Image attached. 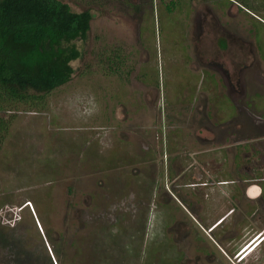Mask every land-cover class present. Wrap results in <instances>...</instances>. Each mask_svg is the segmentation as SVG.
Listing matches in <instances>:
<instances>
[{"label":"rangeland","instance_id":"374dc122","mask_svg":"<svg viewBox=\"0 0 264 264\" xmlns=\"http://www.w3.org/2000/svg\"><path fill=\"white\" fill-rule=\"evenodd\" d=\"M61 1L94 19L71 80L6 114L0 264H238L191 220L201 201L175 187L172 152L205 125L212 72V124L237 115L229 72L264 117V0Z\"/></svg>","mask_w":264,"mask_h":264},{"label":"crops","instance_id":"0c3cea01","mask_svg":"<svg viewBox=\"0 0 264 264\" xmlns=\"http://www.w3.org/2000/svg\"><path fill=\"white\" fill-rule=\"evenodd\" d=\"M222 74L224 86L231 92L225 98L234 106L237 115L227 116L228 110L223 117L217 114V126L212 124L211 106H217L222 99L215 92L219 82L212 72L211 83L201 90V97L208 99L205 106L207 120L194 135H190L193 138L190 142L174 140L173 165L178 167L170 177H173V183L179 181L175 187H181L191 207L200 199L201 205L197 210L188 208L191 220L217 243L224 255L229 258L236 256L244 246L251 244L246 249L251 251L250 254L240 263L244 264L264 250V240L252 249L257 241L264 238V117L248 98L252 87L242 90V93L247 91L238 97L231 73ZM255 94L264 95L256 91ZM241 98L245 104H240ZM184 144L188 148L186 158L179 150ZM197 165H200V170ZM246 235H251L248 240H244ZM203 251L209 252L208 249Z\"/></svg>","mask_w":264,"mask_h":264},{"label":"trees","instance_id":"16d2710c","mask_svg":"<svg viewBox=\"0 0 264 264\" xmlns=\"http://www.w3.org/2000/svg\"><path fill=\"white\" fill-rule=\"evenodd\" d=\"M93 19L61 0H0V139L14 118L6 114L21 105L41 109L71 80L81 56L76 42L87 39Z\"/></svg>","mask_w":264,"mask_h":264},{"label":"flooded vegetation","instance_id":"af4514ba","mask_svg":"<svg viewBox=\"0 0 264 264\" xmlns=\"http://www.w3.org/2000/svg\"><path fill=\"white\" fill-rule=\"evenodd\" d=\"M235 4L236 5H240V3L239 2H235ZM242 8H240V10H241ZM243 23H242V21L240 20L238 23H237V30H239V33H234V35L238 38L239 37V40L241 41V42H243V41H245L246 39H245V36L243 35V31L244 30H242L243 28ZM250 31H251V29H250ZM249 35H250V32H249ZM250 37H251V35H250ZM221 40L222 41H224V42H226V40L224 39V38H221ZM255 51V50H254ZM260 236H258L256 239H255V241L259 238ZM254 241V242H255ZM259 241H263V240H259ZM256 244H258V242H256L255 244H254V246H253V248L252 249H254L255 247H256ZM251 244H249V245H246V246H244V247H246V248H249V246H250ZM243 247V248H244ZM242 248V249H243ZM237 256V255H236ZM237 261H238V264H240V263H242L244 260H238L237 259Z\"/></svg>","mask_w":264,"mask_h":264},{"label":"built area","instance_id":"2783aa9c","mask_svg":"<svg viewBox=\"0 0 264 264\" xmlns=\"http://www.w3.org/2000/svg\"><path fill=\"white\" fill-rule=\"evenodd\" d=\"M257 242L259 243L260 241H257ZM246 249L247 248L244 247L243 249L239 251V253L236 256L238 260H244L246 258L247 254L249 253V250L246 251Z\"/></svg>","mask_w":264,"mask_h":264},{"label":"clouds","instance_id":"9594fccd","mask_svg":"<svg viewBox=\"0 0 264 264\" xmlns=\"http://www.w3.org/2000/svg\"><path fill=\"white\" fill-rule=\"evenodd\" d=\"M260 242H261V241H260ZM260 242H259V243H260ZM259 243H258V244H259ZM258 244H256V245H258ZM250 252H251V251L249 250V253H250ZM246 257H247V256H246Z\"/></svg>","mask_w":264,"mask_h":264}]
</instances>
